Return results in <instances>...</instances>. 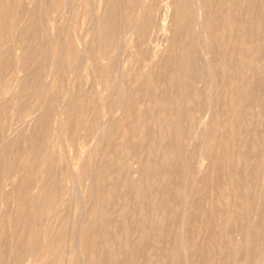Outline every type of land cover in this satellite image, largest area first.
Returning <instances> with one entry per match:
<instances>
[{
  "label": "rangeland",
  "instance_id": "1",
  "mask_svg": "<svg viewBox=\"0 0 264 264\" xmlns=\"http://www.w3.org/2000/svg\"><path fill=\"white\" fill-rule=\"evenodd\" d=\"M195 1L0 0V264H264V0Z\"/></svg>",
  "mask_w": 264,
  "mask_h": 264
},
{
  "label": "bare ground",
  "instance_id": "2",
  "mask_svg": "<svg viewBox=\"0 0 264 264\" xmlns=\"http://www.w3.org/2000/svg\"><path fill=\"white\" fill-rule=\"evenodd\" d=\"M195 2H198V0H196ZM120 10H121V8H120ZM121 13V12H120ZM109 14V13H108ZM201 14V13H200ZM116 25V24H115ZM121 41V40H120ZM192 61V60H191ZM175 108V107H174ZM34 117V116H33ZM107 135V134H106ZM209 146H210V144H207L206 143V145L204 146V148L205 149H207V148H209ZM236 165H237V163H235ZM96 169V168H95ZM96 171V170H95ZM127 181V180H126ZM129 183V182H128ZM97 195V194H96ZM42 229V228H41ZM81 252H80V250H79V254H80ZM143 254V253H142ZM81 256V255H80ZM78 258H79V256H78ZM82 259V258H81ZM78 260V259H77Z\"/></svg>",
  "mask_w": 264,
  "mask_h": 264
}]
</instances>
